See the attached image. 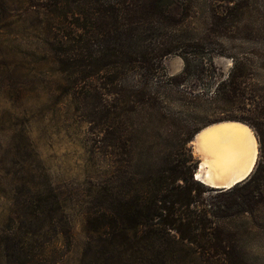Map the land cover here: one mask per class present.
Segmentation results:
<instances>
[{
	"label": "trees",
	"instance_id": "trees-1",
	"mask_svg": "<svg viewBox=\"0 0 264 264\" xmlns=\"http://www.w3.org/2000/svg\"><path fill=\"white\" fill-rule=\"evenodd\" d=\"M38 2L46 17L41 39L57 72L83 101L93 153L115 155L113 175L100 178L89 193L85 230L94 264H169L186 245L205 263L248 264L238 230L227 219L248 213L255 220L264 206V86L255 76L252 59L243 55H232V68L213 90L188 85L187 75L192 68L204 73L206 63L212 66L208 59L193 65L189 57L208 45L259 39L236 35L223 21L226 17H214L215 29L174 33L190 23L192 5L183 0ZM35 5L31 0L28 8ZM244 7L239 2L231 9L243 15ZM171 54L184 59L179 74H169L163 64ZM130 71L138 74L133 82L127 81ZM185 112L199 115L200 121L194 123L196 116L182 120ZM147 113L156 119L155 132L146 127L157 138L156 153L149 152L152 143L144 138L137 156L124 136L129 115ZM223 120L248 124L258 141L252 171L228 188L194 177L200 161L189 145L200 129ZM66 204L51 184L43 193L36 190L22 199V236L1 237L6 261L13 264L21 258L22 264H33L26 241L33 230L31 220L40 222L39 229L53 226L62 221ZM62 228L69 239V228Z\"/></svg>",
	"mask_w": 264,
	"mask_h": 264
},
{
	"label": "rangeland",
	"instance_id": "rangeland-1",
	"mask_svg": "<svg viewBox=\"0 0 264 264\" xmlns=\"http://www.w3.org/2000/svg\"><path fill=\"white\" fill-rule=\"evenodd\" d=\"M30 1L2 0L0 7V264H12L6 261L1 237L12 234L17 240L25 229L18 214L22 199L36 190L43 193L50 184L65 196L66 211L62 221L53 226L39 229L40 222L31 220L33 230L30 228L32 232L26 241L35 259L33 264H94L92 253H88L89 238L85 230L89 193L100 178L113 175L115 155L99 157L93 153L83 101L75 98L70 89L72 84L57 72L53 56L41 39L46 19L38 2L41 0H34L37 6L29 9ZM183 1L192 5L190 23L183 29L172 30L174 33L215 29L214 17H226L223 21L236 35L244 33L259 39L226 40L222 47L208 45L203 53L192 54L189 57L193 65L208 59L212 66L206 63L204 73L192 68L187 75L188 85L198 89L205 85L213 90L232 68V55H243L252 59L255 76L264 86V0ZM239 2L245 6L243 15L231 9L232 4ZM163 64L169 74H179L184 59L171 54L163 59ZM136 79V71L128 72L127 81ZM185 113L181 118L187 122L191 116L199 117L194 123L201 119L194 113ZM129 116L130 126L124 136L127 144L133 145L139 156L142 139L149 138L152 143L149 152L155 155L157 138L149 135L146 127L155 132L156 119L152 120L148 113ZM193 138L189 145L201 162ZM171 140L177 142L174 137ZM227 222L238 230L247 263L264 264V206L257 210L255 220L248 213H235ZM62 225L69 228V239ZM189 247L186 245L185 251L175 254L169 264H209L196 252L189 251ZM22 262L18 258L13 264Z\"/></svg>",
	"mask_w": 264,
	"mask_h": 264
},
{
	"label": "bare ground",
	"instance_id": "bare-ground-1",
	"mask_svg": "<svg viewBox=\"0 0 264 264\" xmlns=\"http://www.w3.org/2000/svg\"><path fill=\"white\" fill-rule=\"evenodd\" d=\"M194 142L202 156L195 176L209 186H232L252 171L258 156L255 132L242 121L207 125L196 134Z\"/></svg>",
	"mask_w": 264,
	"mask_h": 264
},
{
	"label": "water",
	"instance_id": "water-1",
	"mask_svg": "<svg viewBox=\"0 0 264 264\" xmlns=\"http://www.w3.org/2000/svg\"><path fill=\"white\" fill-rule=\"evenodd\" d=\"M209 125H210V124H209ZM200 130H201V129H200ZM200 130H199V131H200ZM199 131H198V132H199ZM198 132H197V133H198ZM197 133H196V134H197ZM196 134L194 135V138H193V139H195V137H196ZM195 178L197 179V177H196V176H195ZM198 180H200V179H198ZM200 181H202V180H200ZM202 182H203V183H205L204 181H202ZM213 187H215V186H213ZM218 188H220V187H218ZM222 188H228V187H222Z\"/></svg>",
	"mask_w": 264,
	"mask_h": 264
},
{
	"label": "crops",
	"instance_id": "crops-1",
	"mask_svg": "<svg viewBox=\"0 0 264 264\" xmlns=\"http://www.w3.org/2000/svg\"><path fill=\"white\" fill-rule=\"evenodd\" d=\"M239 181V180H238ZM237 182V181H236Z\"/></svg>",
	"mask_w": 264,
	"mask_h": 264
}]
</instances>
